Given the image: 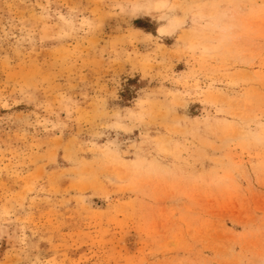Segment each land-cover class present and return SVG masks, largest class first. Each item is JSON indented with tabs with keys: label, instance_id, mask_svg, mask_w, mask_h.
Returning <instances> with one entry per match:
<instances>
[{
	"label": "rangeland",
	"instance_id": "1",
	"mask_svg": "<svg viewBox=\"0 0 264 264\" xmlns=\"http://www.w3.org/2000/svg\"><path fill=\"white\" fill-rule=\"evenodd\" d=\"M0 264H264V0H0Z\"/></svg>",
	"mask_w": 264,
	"mask_h": 264
}]
</instances>
